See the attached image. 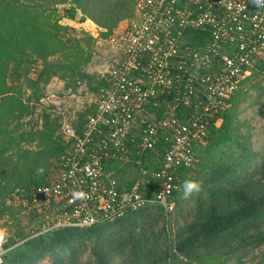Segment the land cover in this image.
<instances>
[{"label":"trees","instance_id":"obj_1","mask_svg":"<svg viewBox=\"0 0 264 264\" xmlns=\"http://www.w3.org/2000/svg\"><path fill=\"white\" fill-rule=\"evenodd\" d=\"M42 1L46 0H0V191L10 197L15 191L30 201L37 188L55 179L51 173L46 175L39 171L42 157L46 166H58L59 169L61 157L71 141L58 135L61 132L59 118L47 113L39 136L40 149H23L22 142L31 140L33 134L32 137L18 134V129L10 126L33 110L30 103L21 99L20 89L16 95L11 93L17 86L21 87L13 85L25 78L37 93L41 84L44 88L59 72L57 66L78 76L70 86L77 87L84 78L93 92L108 85L106 79L85 72L96 52V39L86 32L82 37H72L71 33L76 29L60 23L62 17L56 18L48 9L50 4L46 6ZM50 1L55 6L66 2ZM70 1L66 16L76 19L81 15L79 21L82 22L90 18L102 28L101 39L107 40L121 22L133 16L138 0ZM190 36L192 48H195L209 34L196 29ZM38 60L43 61V68L35 70L38 76L32 78L29 74L37 67ZM248 79L256 80L253 87L259 95L257 101L262 102L264 52L255 54L254 67L240 86ZM239 89L209 126L206 142L195 145L194 165L178 170L180 189L173 193L176 215L173 221L185 220L172 236L169 228L174 212L167 213L163 205L155 202L113 221L87 227H61L38 235V217L46 216L48 212L45 208L38 212L33 209L30 216L25 217L27 224L32 226L34 223L33 228L28 233L22 229L19 239L5 241L7 252L1 264H38L49 255L52 264H114L118 256H123L122 264H165L169 261L172 264H227L234 259L233 264H245L244 258L248 254L264 249V164L257 163L258 157L263 160L264 153L252 149L251 128L246 132L242 130L245 123L238 118L243 98L241 92L237 93ZM198 96L203 99L201 91ZM169 98L170 95L163 96L161 100ZM195 104L196 100L187 106L180 102L178 116L187 120L194 112ZM147 110L161 114V109L153 105L147 106ZM95 112L96 104L92 103L85 111L77 113L74 126L79 133L87 117ZM217 118L222 120L218 126L215 125ZM168 146L169 142L162 137L158 152L145 154L144 166L157 168ZM132 149L130 161L104 160L105 168L114 172L121 189H129L139 178L138 166L133 161L137 151L135 147ZM133 171L135 174L132 175ZM185 180L198 184L187 197L183 187ZM148 192L154 193L151 188ZM190 199L196 201L191 219L184 213ZM7 209L3 202L0 203V219L5 217ZM88 249L90 258L84 262L82 256Z\"/></svg>","mask_w":264,"mask_h":264},{"label":"built area","instance_id":"obj_2","mask_svg":"<svg viewBox=\"0 0 264 264\" xmlns=\"http://www.w3.org/2000/svg\"><path fill=\"white\" fill-rule=\"evenodd\" d=\"M86 22L94 24L90 19L80 24ZM196 29L209 37L192 48L190 32ZM86 30L103 51L112 52L110 63L98 71L108 85L98 90L92 102L96 112L87 117L81 133L74 126L76 118L67 117L54 94L40 99L45 107H57L61 134L71 141L56 179L37 188L31 201L19 199L26 210L34 205L47 210L42 231L113 221L150 202L163 205L167 213L175 210L178 170L194 165L195 145L206 142L209 126L254 67L255 54L264 52V5L256 0H138L135 15L107 40L101 39L98 25L96 34ZM75 86L64 93L75 96ZM193 100L194 112L182 120L180 102L187 106ZM149 105L161 114L148 111ZM221 121L217 118L215 125ZM162 137L169 146L160 165L146 168L145 154L157 153ZM133 147L139 178L121 189L104 160L130 161ZM5 241L0 230V264Z\"/></svg>","mask_w":264,"mask_h":264},{"label":"rangeland","instance_id":"obj_3","mask_svg":"<svg viewBox=\"0 0 264 264\" xmlns=\"http://www.w3.org/2000/svg\"><path fill=\"white\" fill-rule=\"evenodd\" d=\"M42 2L46 6L50 4V8L48 9L53 11V15L56 18L60 19V16L62 17V19L59 20L60 23L64 25H68L76 29L75 32L71 33L72 37L84 36L83 34L85 32L88 33L86 29H90L95 34L96 32H98V30H96L97 24L93 20L92 21L94 22V24L91 22L80 24V22H82V21H79L81 15L77 16L76 19H70L66 16L65 13H66V9L70 7V3H71L70 0H66V2H62V3H57L56 6L51 4L50 0L49 1L46 0ZM51 6L56 10L54 11ZM135 10H136V7H134L133 16L135 15ZM133 16H131V18ZM87 19H90V18H87ZM87 19L85 21H87ZM88 34H91V33H88ZM111 55H112V52L109 49H105L103 51L99 47V45L96 44V52L92 55L91 62L85 67V72L87 71L89 74L93 76H99L98 71L101 69V67H104L106 64L110 63L109 58L111 57ZM37 62H38L37 67L32 69V71L29 74L32 78H37L38 76L36 72L37 69L43 68V61L38 60ZM57 67H58L59 72H57L48 83H46L44 88H42L44 84H41L40 88L38 89L39 92L37 93H36L35 87H29V84L25 78H23V80L20 83H16L13 85L14 87H16V85L18 84V85H21V87L19 88V86H17L18 88H15L16 92L13 91L11 93L16 95L17 90L20 89L21 99L23 101L30 103L32 106V110H33V112H31L30 114H27L26 116L24 115L25 117H22L20 122H14L10 126L11 128L13 127L14 129H18V132H19L18 134L24 133L25 136H28V137H30L31 134H33V138L31 140L27 142L26 141L22 142L21 145L22 147H24L23 149H27L29 151H37L40 149L39 136L41 133L40 131L44 129L45 125H43V122L45 123L46 121L47 113L51 114V116L58 117L59 121L62 120L61 115L57 114V111H58L57 107L55 110H53L51 108L45 107L44 105H41L40 99L44 95L50 94V93L54 94L55 97L60 101V103L57 104V106L60 105L62 107L61 109L65 111V114L67 115V117H72V118L73 117L76 118L78 112L85 111L87 107L90 105V103L97 101V97H98L97 92H93L89 89V87L87 86V80L85 78L84 80H82L83 81L82 83H80L77 87L75 86V96H73L74 94L71 95V94L64 93V91H67L66 89L68 88V86H70V84L71 85L74 84L73 81L78 76L77 75L74 76L70 72H64V70L60 69L62 68L60 66H57ZM254 81L256 80L253 79V81H250V79H248L244 84H242V86H240L241 88L239 87L240 89L238 88L239 91L237 93L241 92L242 97H243L241 101V105H240V112L238 113V118L240 119V121L245 123V125L242 127V130L244 132H246L247 129L251 128L252 135H253L252 145H251L252 149L254 151L264 153V99L262 100V102L257 101V96L259 95L257 93V90L253 87V84L255 83ZM9 82H10V85L13 83L11 82V80ZM93 83H96V82H93ZM41 95L43 96L41 97ZM33 106L35 107L33 108ZM141 118H142L141 116H138L137 121L139 122ZM58 135L59 136L62 135L61 132ZM44 156L46 157L47 154L44 153ZM42 161L43 163L41 164L39 171L43 169V171L47 173L46 175L51 173L52 178L54 177L56 179L57 173H58L57 171L58 166H55V167L46 166L43 157H42ZM257 163L258 165L264 164V158L263 160H261L260 157H258ZM9 164L12 165V163H9ZM1 169L2 168H0V172L2 171ZM133 174H135V171L132 172V175ZM3 183H5V181ZM0 194L2 197V200H0V203L3 202V205L8 207L7 211L5 212V217L3 219H0V230H3V234L5 236L6 241L8 238L9 240L11 238L19 239L18 234L22 229L25 230L26 233H28L31 227L34 225V223H32V226L27 224V219L25 218V217L30 216L33 209L26 210L28 208H25V206H22L20 204V201H19L20 196L18 195L17 192L15 194V191L12 192L11 197L9 195H4L3 191H0ZM195 206H196V201L194 199H190L187 205L185 206L186 211H184V213L186 217H188L189 219L193 218L194 216ZM33 208L35 209L36 212L39 211L38 205H34ZM173 212H171L173 213V215L171 218V224L169 228V232L171 233V236L173 232L175 233L177 231L179 226L183 225L184 220H185V219L184 220L178 219L177 223H175L173 221V218L176 216L175 210ZM47 219H48L47 216H44V215H40L38 217V221L40 222V230L38 234L48 232V231L41 230V225L44 224L45 220ZM263 250H264L263 248H259L251 252L250 254H248L247 257L244 258L245 264H258V263L262 264L264 262V251ZM89 252H90V249H88V251L85 254H83L82 259L84 262L90 258ZM52 261L53 259L51 255H49L43 260H41L38 264H52ZM123 262H124L123 256H118L114 264H122ZM233 263H235V259L232 261H229L227 264H233Z\"/></svg>","mask_w":264,"mask_h":264},{"label":"clouds","instance_id":"obj_4","mask_svg":"<svg viewBox=\"0 0 264 264\" xmlns=\"http://www.w3.org/2000/svg\"><path fill=\"white\" fill-rule=\"evenodd\" d=\"M256 3L258 5H264V0H256ZM41 171H43V169H41ZM184 195L185 197H187L194 189H196L198 187L197 182L192 181V180H185L184 181ZM77 195L82 196L83 193H77Z\"/></svg>","mask_w":264,"mask_h":264},{"label":"crops","instance_id":"obj_5","mask_svg":"<svg viewBox=\"0 0 264 264\" xmlns=\"http://www.w3.org/2000/svg\"><path fill=\"white\" fill-rule=\"evenodd\" d=\"M75 120H76V119H75ZM75 120H74V121H75Z\"/></svg>","mask_w":264,"mask_h":264}]
</instances>
